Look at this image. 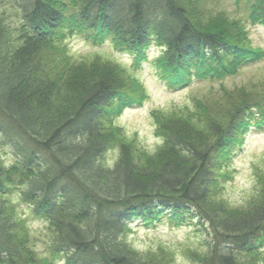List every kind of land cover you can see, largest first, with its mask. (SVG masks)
Instances as JSON below:
<instances>
[{"label":"trees","instance_id":"1","mask_svg":"<svg viewBox=\"0 0 264 264\" xmlns=\"http://www.w3.org/2000/svg\"><path fill=\"white\" fill-rule=\"evenodd\" d=\"M240 1L264 25V0ZM74 31L110 40L133 67L155 44L153 65L170 88L264 56L242 20L203 0H0V264H170L163 246L141 251L127 240L133 222L162 221L201 231L204 250L189 253L197 264H255L264 250V168L245 203L217 193L229 178L223 165L252 123H264V75L192 108L153 110L162 141L148 153L111 120L146 97L143 84L115 60L76 58L64 42ZM29 216L45 222L42 250Z\"/></svg>","mask_w":264,"mask_h":264},{"label":"rangeland","instance_id":"2","mask_svg":"<svg viewBox=\"0 0 264 264\" xmlns=\"http://www.w3.org/2000/svg\"><path fill=\"white\" fill-rule=\"evenodd\" d=\"M204 5L212 11L225 12L229 17L242 20L243 25L249 30L251 44L264 48V25L252 23L249 19V10L242 1L238 0H203ZM246 7V8H245ZM6 10V9H5ZM8 20L16 22L17 17L11 10H6ZM66 44L71 53L78 59H89L95 54L102 58L115 60L125 65L131 73L143 84L146 97L137 105L122 107L112 116L113 124L118 126L133 146L145 150L148 153L154 150L161 143L162 138L155 133L156 123L152 116L153 110L159 111H180L185 107L192 108L194 99L215 97L217 90L222 87L231 89L235 86L247 85L258 86V81L264 75V56L258 61H247L240 65L237 70L220 79L194 78L189 84L180 88H170L160 77L153 65V58L159 52V47L151 44L146 49L147 57L136 67L132 66L133 60L130 54L118 51L110 40L94 42L86 34L74 31L65 36ZM246 131L240 147L235 148L227 163L221 168L228 171L229 178L223 179V184L218 190L219 197L231 205L243 204L251 197L256 190L257 169L264 168V123L254 125ZM173 127L179 124L171 122ZM257 126H262L258 128ZM118 147L113 146L105 153V164H111L116 158ZM6 159H10V153H1ZM160 157L161 154L159 155ZM150 166L154 162L149 159ZM32 232L37 236L34 245L42 250L46 244L44 228L45 222L42 219H28ZM133 229L127 235V240L135 249L145 251L158 249L163 246L168 253L172 254L170 264H197L189 257L191 251H201L205 248L202 241L203 234L196 230L193 224L174 225L162 221L154 227H144L140 222H133ZM47 234V232H46ZM255 264H264V250L262 257L258 258Z\"/></svg>","mask_w":264,"mask_h":264}]
</instances>
